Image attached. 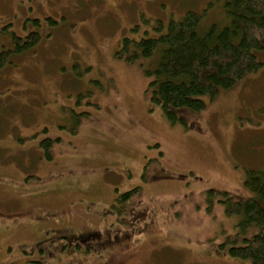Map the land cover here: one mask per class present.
<instances>
[{"label": "rangeland", "instance_id": "374dc122", "mask_svg": "<svg viewBox=\"0 0 264 264\" xmlns=\"http://www.w3.org/2000/svg\"><path fill=\"white\" fill-rule=\"evenodd\" d=\"M224 1L0 0V28L42 37L0 71L5 224L33 226L41 241L57 237L45 231L49 220L68 236L97 233L93 250L116 264H251L220 249L240 221L208 191L247 197V171H264V66L174 123L151 101L154 60L117 58L125 38L158 37L187 11H206L204 29L225 25ZM135 187L141 197L127 214L111 216L116 197ZM25 232L2 228L1 262ZM97 257L84 248L65 263Z\"/></svg>", "mask_w": 264, "mask_h": 264}, {"label": "trees", "instance_id": "16d2710c", "mask_svg": "<svg viewBox=\"0 0 264 264\" xmlns=\"http://www.w3.org/2000/svg\"><path fill=\"white\" fill-rule=\"evenodd\" d=\"M223 8L225 25L214 23L204 29L206 11H187L180 19H172L158 37L125 38L117 53L118 59L129 64L154 60L155 69L147 72L151 101L174 123L184 121L180 113L199 114L207 106L203 98L214 100L264 66V58L258 57L264 52V0H225ZM49 21L55 24L53 19ZM39 23L34 20L37 27ZM2 39L8 44L0 45V71L18 57L31 54L42 37L37 31L18 36L7 25L0 28ZM42 146L50 160L51 142ZM246 177L249 196L216 190L208 191V196L221 203L229 217L240 221L239 232L228 237L220 249L227 248L232 258L264 264V171L248 170ZM141 192V187H135L119 194L113 208L120 215L127 214Z\"/></svg>", "mask_w": 264, "mask_h": 264}, {"label": "flooded vegetation", "instance_id": "af4514ba", "mask_svg": "<svg viewBox=\"0 0 264 264\" xmlns=\"http://www.w3.org/2000/svg\"><path fill=\"white\" fill-rule=\"evenodd\" d=\"M115 200L108 207L111 216L117 212H115V209L113 208ZM117 213L119 214V212ZM36 223L38 225L40 223L39 220L34 221V224ZM46 224L48 228L46 226L45 231L49 234L53 233L57 237H55V239L52 238L51 240L45 239L41 241L39 239V230H33V226L25 227L22 222L15 220L8 221L7 224H5L0 216V231L6 226V229L10 232L21 229V231L25 230V233H28L30 236L26 240L17 241L6 246L4 248L5 260L4 262H1L0 260V264H70L65 263L66 260L84 253V248H86L88 253L91 255L94 253L99 255V257H97V261L99 260L100 262L95 263L96 260H93L91 264H116L114 263L113 256L106 257V255L102 254L98 250L94 251L92 248L99 243H103L102 235L93 232H78L75 236H68L70 233L65 228H60L55 221L49 220L46 222ZM29 246L31 247L30 252L26 250Z\"/></svg>", "mask_w": 264, "mask_h": 264}]
</instances>
